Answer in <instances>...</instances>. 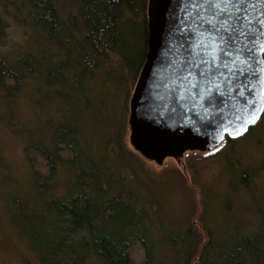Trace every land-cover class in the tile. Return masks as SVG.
<instances>
[{"label": "trees", "instance_id": "obj_1", "mask_svg": "<svg viewBox=\"0 0 264 264\" xmlns=\"http://www.w3.org/2000/svg\"><path fill=\"white\" fill-rule=\"evenodd\" d=\"M147 4L67 0L61 10L56 0H0V97L30 103L36 122L21 131L50 170L31 171L27 189L1 181L10 224L41 264H134V240L145 264H264V192L253 166L228 165V193L247 195V214L228 195L217 208L205 197L197 226L174 212L176 182L133 161L115 124L114 79L137 80L146 59ZM13 25L22 42L9 40Z\"/></svg>", "mask_w": 264, "mask_h": 264}, {"label": "rangeland", "instance_id": "obj_2", "mask_svg": "<svg viewBox=\"0 0 264 264\" xmlns=\"http://www.w3.org/2000/svg\"><path fill=\"white\" fill-rule=\"evenodd\" d=\"M61 10L68 9L67 0H56ZM9 40L16 43L23 41V29L13 25L9 30ZM8 40V41H9ZM8 44V42H7ZM6 47L5 49H8ZM123 79L115 80L116 87L112 90L113 118L118 130L124 137L127 148L132 153L133 161L142 164L146 171L155 174L170 176L177 184L174 204L176 215H191L192 223L203 209V198L211 201V208L219 206L218 198L228 195L233 199L232 208L236 214L246 215L248 211L247 195L244 192L232 196L227 187L229 179V162L231 165L250 166L255 169L256 182L264 192V115L258 124L250 129L247 134L237 139L233 144L226 139L220 145V151H187L179 157H167L162 164L147 159L138 152L130 140V99L137 80L122 76ZM138 79V77H137ZM9 84L12 81L7 79ZM0 97V264H41L35 253L28 247L26 240L22 238L10 224L8 211L12 205L4 202L1 181L13 178L19 185L27 189L31 171H37L43 176H49L48 160L33 145L26 144V138L22 134V124L36 122L34 110L25 96H19L11 104ZM125 124V127L122 125ZM62 155L69 159L72 153L63 147ZM133 163V162H132ZM127 170H124V172ZM67 182L62 176L56 183L57 191L63 192ZM232 196V197H231ZM184 208H186L184 213ZM181 214V215H180ZM180 215V216H179ZM187 215V216H188ZM188 220V219H187ZM129 253L134 264H145L146 253L143 243L134 240L129 247Z\"/></svg>", "mask_w": 264, "mask_h": 264}, {"label": "water", "instance_id": "obj_3", "mask_svg": "<svg viewBox=\"0 0 264 264\" xmlns=\"http://www.w3.org/2000/svg\"><path fill=\"white\" fill-rule=\"evenodd\" d=\"M186 3L187 0H148V49L130 99L131 143L158 164L187 151L214 150L227 138L233 139L250 111L236 100L218 103L215 108L207 104L201 108L202 102L197 98L195 111L190 107L182 109L178 103L179 96L185 95L177 73L186 55L184 48L188 47L180 31L190 23L185 14ZM187 11L194 14L190 8ZM244 14L253 27L264 28L259 23L264 20V0H247ZM192 79L198 77L194 75ZM256 115L258 122L263 114ZM255 124H249L248 131ZM220 135L223 141L218 140Z\"/></svg>", "mask_w": 264, "mask_h": 264}, {"label": "snow or ice", "instance_id": "obj_4", "mask_svg": "<svg viewBox=\"0 0 264 264\" xmlns=\"http://www.w3.org/2000/svg\"><path fill=\"white\" fill-rule=\"evenodd\" d=\"M246 3L187 0L185 14L190 23L180 30L188 47L184 48L186 55L177 73L185 89L178 103L192 111L198 100L201 108L205 104L215 108L232 100L242 103L250 111L233 139L247 132L249 124L257 123V112L264 114V28H255L247 20ZM259 23L264 25V20ZM194 75L198 79L193 80ZM217 138L223 141V135ZM215 151H220V146Z\"/></svg>", "mask_w": 264, "mask_h": 264}]
</instances>
